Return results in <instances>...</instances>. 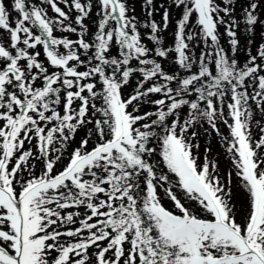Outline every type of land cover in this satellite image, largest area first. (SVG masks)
<instances>
[{"label":"snow or ice","instance_id":"snow-or-ice-1","mask_svg":"<svg viewBox=\"0 0 264 264\" xmlns=\"http://www.w3.org/2000/svg\"><path fill=\"white\" fill-rule=\"evenodd\" d=\"M140 8L0 0V264H264V0Z\"/></svg>","mask_w":264,"mask_h":264},{"label":"rangeland","instance_id":"rangeland-1","mask_svg":"<svg viewBox=\"0 0 264 264\" xmlns=\"http://www.w3.org/2000/svg\"><path fill=\"white\" fill-rule=\"evenodd\" d=\"M142 0H129V3H134L135 4V8H136V12L135 14L137 16H141V5ZM248 2V0H236V11L234 13V15L236 16L237 20H240L241 18V7L243 5H246ZM164 4L166 7L169 4V0H154V4L159 8L160 4ZM63 6V5H62ZM162 15H163V8H160L158 12L154 13L153 18L159 22L162 25ZM262 18H264V12L261 13ZM180 17V12L179 10L175 9L174 7H169V27L167 29V31H164L163 33H161V35L164 38V44L165 45H169L172 44L173 42V33L175 32V28H176V23L175 21L177 19H179ZM219 32L221 33V44L225 47V49L229 48V45L227 43V36L224 35V28L221 26L219 27ZM147 31V30H142V35L143 32ZM264 32V27H261L260 25L256 26V30H255V34L252 37L253 39V43L250 46L251 47V51L252 54L255 55L256 54V47L261 44L264 43V36L261 35V33ZM56 35H59V33H54ZM71 35V34H68ZM238 39L240 40V48L238 49L237 53H236V57L239 61L243 62L246 59V53L244 51V47L246 45L247 42V37L240 34V32L238 31ZM71 38L75 39V36H71ZM149 47H152L151 43L148 44ZM202 46V45H201ZM199 48L196 49L197 54H199ZM135 87L134 84H130L127 87L128 91H131V89ZM156 98V97H154ZM151 106H146L145 108H142L141 111H146V110H150ZM257 119H259L260 117L257 116ZM231 122V121H229ZM208 125L205 124L204 128H207ZM218 127L220 128L221 132H223L225 135L228 133V129L226 126H224L222 123L218 124ZM197 131V137L196 139L193 141V143H199L200 144V148L199 150H195L194 149V154H196L198 156V164H203L204 162V157H205V148H209L210 151L207 153V156L209 158V160H215L218 164V172L221 175V177L223 178V180L225 182H227L228 180V176L227 173L228 172H233L234 173V169L231 166V162L229 159L226 158V153L224 151V149L221 147V144L218 143V137L216 136L215 132H212L211 129H209V132H211V135H208L206 133H204L203 128H199L197 127L195 129ZM191 131V129H190ZM254 131L258 132V129H254ZM79 138V137H78ZM211 171V168H210ZM232 183L233 185H235L236 181H237V177H235V175L233 174L232 176ZM163 203H165V205L169 208H171V202L164 200Z\"/></svg>","mask_w":264,"mask_h":264}]
</instances>
